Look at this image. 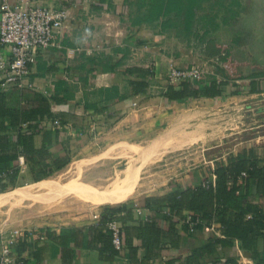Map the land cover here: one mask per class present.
<instances>
[{
    "label": "crops",
    "instance_id": "crops-1",
    "mask_svg": "<svg viewBox=\"0 0 264 264\" xmlns=\"http://www.w3.org/2000/svg\"><path fill=\"white\" fill-rule=\"evenodd\" d=\"M28 1L54 8H68L70 17L56 32L55 45L39 51L31 63L27 79L30 87L11 85L4 88L6 100L10 106L17 107L30 103L35 94L49 99L54 116L57 115L56 118L64 123L61 127H56L53 118L42 120L36 143L40 145L45 131H49L47 143L50 149L60 152L59 154L67 152L71 160L76 157L83 179L74 178V184L80 188L76 193H56L61 197L63 195L64 200L52 210L56 215L49 222L27 227L24 235L18 236L12 246L15 264H224V260L230 256H236L238 264H264V240L260 236L257 239L259 246L254 250V260L235 239L231 246L217 245L213 253H206L192 261L194 249L204 245L212 236H223L220 224L216 223L220 233L205 229L189 233L180 218L173 217L171 222L164 218L162 212L143 205L144 198L167 194L174 184L193 186L207 173L203 162L198 164L201 165L199 167H187L179 176L174 174V181L167 178L165 185L151 193L139 190L140 165L130 162L121 168L120 176H124L128 165L134 164L138 166V170L113 198L98 203L86 199L89 194L101 193L105 187L95 186L91 181L96 174L92 167L98 161L106 162L109 158L105 157H111L112 153H117L116 157H124L132 148L142 147L145 143H152L149 149L165 150L163 148H169V144H166L168 138L163 137L164 132L171 134L184 130L185 135L193 133L192 137L181 142L173 140L172 143L180 144L177 147L203 140L204 138L197 136L201 135L200 132H190L187 128L200 120H209L206 119L207 114L221 115L226 107L233 108L226 103L236 101L238 94L217 98L198 97L186 104L178 101L167 103L160 93L153 94L152 88L160 84L166 65L174 63L182 66L187 63L184 61L187 51L182 45L189 44L185 39L174 35L175 29H163L160 21L147 22L142 19L140 23L132 24L130 16L137 14L140 18L146 11L136 12L135 4L128 5L127 0ZM243 1L203 0L201 8L196 10L194 25L204 18L208 24L203 25L204 32H212L209 38L219 45L228 46L216 38V30H227L220 21L233 14H240L238 9ZM86 27L92 30V36L84 43H75L76 37ZM170 39L176 43L175 47L178 46L172 52L162 46L165 40ZM228 48L231 55H234L231 44ZM0 57L9 58L7 46L1 43ZM148 62L152 64L156 83L151 84L146 92L134 94L129 84L130 75L125 73V68L129 64ZM116 63H119L118 67ZM113 67L116 68L112 69ZM60 80L66 81L65 89L72 95L67 100L56 103L51 101V96L58 91L56 85ZM237 82L239 83V79ZM112 86L117 87L118 94L124 97L118 100L105 99L102 90ZM245 87L247 86L243 88ZM260 88L262 90L264 86L261 85ZM58 93L62 97L66 92L60 89ZM84 103L94 106L85 108ZM221 130L222 132L216 133H219V139L238 132L236 128L228 129L226 126ZM8 134L11 141L16 139L15 130ZM207 134L204 132L202 136ZM249 147L260 157L264 153V148L258 154L253 146L235 143L234 151L228 149V152L212 159H225L226 153L233 151L236 154ZM121 150L126 153H119ZM12 161L13 159L11 164ZM17 161L18 182L36 184L49 179L55 183L54 186H62L72 180L52 179L55 173L64 170L69 163L48 177L34 180L24 157L18 155ZM0 165H3L1 160ZM113 178H117V175ZM254 202H257V197H254ZM93 204L105 206L94 208ZM107 205L115 206V210L109 212ZM94 213H98L99 218L95 219ZM104 213L116 218L122 225L125 245L120 251L112 246L109 232L103 221L101 222L100 218ZM185 213L184 210L183 214Z\"/></svg>",
    "mask_w": 264,
    "mask_h": 264
},
{
    "label": "trees",
    "instance_id": "trees-1",
    "mask_svg": "<svg viewBox=\"0 0 264 264\" xmlns=\"http://www.w3.org/2000/svg\"><path fill=\"white\" fill-rule=\"evenodd\" d=\"M202 1L127 0L128 5L135 4L136 12L146 11L144 16H140V18L137 14L134 17L130 16L132 24L140 23L142 19L147 22L160 21L163 29H175L174 35L185 39L187 43L198 34L197 26L194 25V18L196 10L202 6ZM206 33L208 32H204V34ZM197 38L203 42L206 53L223 61V63L225 62L226 68L218 67V73L225 79L208 76V81L204 79L182 80L177 85L167 81L164 87L160 85L163 88L159 92L166 98L167 103L178 101L186 104L198 97L217 98L238 94L244 91V86L248 87L249 92H261L259 80H253L252 77H261L264 75L263 72L247 77L242 75L237 79L229 77L225 70L232 72L235 61L231 60L228 46L219 45L203 34ZM116 64L118 67L119 63ZM125 73L130 75L129 84L131 92L134 94L144 93L151 84L156 83L154 72L148 63L129 64L125 68ZM238 79L246 81L239 84ZM56 86H58V91L51 96V101L59 103L72 95L68 94L65 89V80H60ZM60 89L66 92L62 97H59ZM4 90L0 87V160L3 164L0 165V193L18 185V155L24 157L34 180H40L54 174L71 161L67 152L59 154L60 152H53L50 149L47 143L49 131H45L40 145L36 143V136L40 131L42 120L53 118L54 122L57 117L51 110L49 99L35 94L28 103L29 105L25 103L15 107L8 104ZM102 92L105 99L118 100L124 97V95L118 94V89L115 86L105 88ZM88 106L94 105L84 103L85 108ZM58 120L55 126L61 127L64 121L60 118ZM12 130L16 131L14 141H11L10 134H8ZM10 158L13 159L12 164ZM242 172H245V175H241ZM214 173L216 175L214 185L208 177L201 178L193 186L174 184L172 190L167 194L144 198L143 205L157 212H162L164 218L171 222L173 217L180 218L189 233L203 229V224L197 223L191 228L184 221V210L188 211L193 219L199 217L206 224L212 222L220 224L223 236H212L204 245L194 249L191 256L192 261H196L199 256L206 253H213L217 245L231 246L235 239L254 260V250L259 246L257 239L260 236L264 240V153L260 157L250 147L243 148L236 154L230 153L226 160L216 161ZM254 197H257V202H254ZM106 208L109 212L115 210L113 205H107ZM165 209L169 213L164 212ZM111 218L113 217L104 213L100 219L106 225ZM109 237L111 240L110 234ZM223 263L238 264L237 257H227Z\"/></svg>",
    "mask_w": 264,
    "mask_h": 264
},
{
    "label": "rangeland",
    "instance_id": "rangeland-1",
    "mask_svg": "<svg viewBox=\"0 0 264 264\" xmlns=\"http://www.w3.org/2000/svg\"><path fill=\"white\" fill-rule=\"evenodd\" d=\"M220 22L222 25L226 24L224 19ZM203 25L208 26V24L205 23L204 18H202V21L196 25L198 32L197 36L190 40L188 46L181 44L184 46V50L187 51V55L184 57V61L187 63L182 66H179L181 64L167 63L169 65H166V70H164L159 85L164 87V85L167 84V74L170 66L174 65L177 67H183L192 63L205 65L209 68V72L205 78H203L206 81H208V76H216L218 79H225V77L218 73V67L226 68V65L224 64L225 62L223 63V61L217 58H210L209 54L205 51L203 42L197 38L202 34L205 35L206 38H209L212 34L211 30H209V33L204 34ZM235 32L236 30H234L232 26L226 31H221L220 29L216 30V38L228 46L231 44L233 47L234 55H230V57L232 61H235V66L232 71L233 73L225 70L228 76L236 79L246 73L250 74L247 76H252L253 74H256L253 72V68H257V71L264 73L263 66L254 62L255 56L252 52L253 50L250 51V49H248L251 46L245 45V42H243V34L239 33L240 35H238V33ZM172 41L173 40L171 39L168 41L165 40L162 44L163 48L171 52L176 50L174 48H177L178 46L175 47L176 43ZM148 64L152 67L151 63L148 62ZM254 78H259L260 86H264V75L261 77L254 76ZM245 81L246 80L244 79H239V84H243ZM159 85L152 88V92H154L153 94L157 95L163 88ZM226 105L228 107L232 106L233 108L226 107V110L222 111L221 115H219V113L207 114L206 119L209 120H200L196 122L194 126L187 128L190 132H200L201 135L197 136L199 138H204L203 140L194 141L183 147H177L180 144L176 145V143H172L173 140L181 142L184 139L192 137L193 133L191 135L190 133L185 135L183 133L184 130H178L176 133L171 134L164 132L165 135H163V137L168 138L166 144H169V146H166L169 148L164 147L163 149L165 150L149 149L152 143L149 145L145 143L142 147L132 148L129 154H124V157H116L117 153H112L111 157H105L109 158L106 162H101V160L98 161L97 165H93V172L96 174L93 178L94 180L91 178L92 184L98 187L107 185L115 175L120 173L121 168L125 167L128 163L133 162L140 165L139 174L141 176V183L139 190L143 193H151L160 186L165 185L167 178H171L169 181H174L176 178L174 177V174L179 176L182 170H185L187 167L197 166L200 162H203V164L205 163V169L208 173L211 168L215 166L217 160L223 159L222 157L212 158L217 157L226 151L228 152V149L233 150L235 143H238L239 145L247 144L253 146L257 149L258 154L263 152L264 89H262L260 93H251L248 91V88L245 87L244 91L238 93L236 101H233L232 103L227 102ZM224 108L222 110H224ZM225 126L228 129L236 128L238 132L232 135H226V137L219 139L217 137L219 133L217 135L216 133L222 132L221 129ZM204 132H207L208 134L202 136ZM233 151H230L228 154L234 153ZM119 153H126V151L121 150ZM228 154L226 153V157ZM106 155L107 154H104V156ZM223 160H226V158ZM78 164H80L79 161L74 157L64 170H61L52 176V179L57 181H67L72 179L65 185L54 186L55 183L49 179H45L44 182L46 185L44 187H39L37 183L28 184L27 182L21 181L18 182L16 187L7 190L10 191L15 189L9 192L10 194L7 199L0 200V241L2 242L14 229L24 230L27 227L49 222L50 218L56 215L52 210L56 206H60V203L64 200L62 199L63 195L61 197L57 194L70 192L76 193L77 189L80 190V188H77L74 184V178L78 177V179H83L82 173L80 174L79 172L81 167ZM199 166L201 165H198V167ZM88 167L90 168V166ZM86 176L85 173V178H87ZM99 206L101 207L105 205L93 204L94 208ZM1 234L3 237H1Z\"/></svg>",
    "mask_w": 264,
    "mask_h": 264
},
{
    "label": "built area",
    "instance_id": "built-area-1",
    "mask_svg": "<svg viewBox=\"0 0 264 264\" xmlns=\"http://www.w3.org/2000/svg\"><path fill=\"white\" fill-rule=\"evenodd\" d=\"M69 17L68 8H54L28 0L16 2L0 0V43L7 46L9 51L8 59L0 57V87L7 88L11 85L30 87L31 84L27 79L31 63L39 51L55 45V34ZM208 72L207 66L196 63L183 67L172 65L169 68L167 80L177 85L182 80L203 79ZM58 121L57 118L54 119V123ZM241 175H245V172ZM204 177H208L214 185L216 178L214 166ZM164 212L169 213L167 209ZM93 217L97 219L99 214L94 213ZM184 218L191 228L201 223L203 229L220 233L215 222L206 224L199 217L193 219L189 212ZM105 226L114 248L118 251L122 250L125 243L120 221L113 217L107 221ZM23 235V229H14L1 242L0 264H15L12 246L18 236Z\"/></svg>",
    "mask_w": 264,
    "mask_h": 264
},
{
    "label": "water",
    "instance_id": "water-1",
    "mask_svg": "<svg viewBox=\"0 0 264 264\" xmlns=\"http://www.w3.org/2000/svg\"><path fill=\"white\" fill-rule=\"evenodd\" d=\"M241 15L240 17L245 19L242 26L253 34L254 42L248 49L253 50L254 62L264 68V0H255L254 4L248 5L246 11ZM253 70V72L259 73L257 68H253ZM247 75L249 74H244V76Z\"/></svg>",
    "mask_w": 264,
    "mask_h": 264
},
{
    "label": "bare ground",
    "instance_id": "bare-ground-1",
    "mask_svg": "<svg viewBox=\"0 0 264 264\" xmlns=\"http://www.w3.org/2000/svg\"><path fill=\"white\" fill-rule=\"evenodd\" d=\"M138 170V166H135L134 164L128 165V167L125 168L124 176L121 177V173L117 174V178H113V181H111L109 184L105 185L103 190H101V193L99 194H89L86 199L93 202L98 203L104 200H110L113 198L116 194V192L125 184H127L135 175V172ZM45 180H41L37 182L39 187H44L46 183ZM46 188V187H45ZM15 189H12L10 191H13ZM5 191L0 193V200L7 199L9 197V192Z\"/></svg>",
    "mask_w": 264,
    "mask_h": 264
},
{
    "label": "flooded vegetation",
    "instance_id": "flooded-vegetation-1",
    "mask_svg": "<svg viewBox=\"0 0 264 264\" xmlns=\"http://www.w3.org/2000/svg\"><path fill=\"white\" fill-rule=\"evenodd\" d=\"M255 0H244L243 4H241V6L238 9V13L240 14H233L231 15V17H228L225 19V26L228 29L231 28V26L233 27L234 30H236L235 33H238V35H240L241 33L243 34V42H245V45H253L254 39H253V34L250 30H245V28L242 26V22L245 20L243 18H241L240 16L242 12H245L248 5L251 6L252 4H254ZM241 24V25H240ZM240 33V34H239Z\"/></svg>",
    "mask_w": 264,
    "mask_h": 264
},
{
    "label": "clouds",
    "instance_id": "clouds-1",
    "mask_svg": "<svg viewBox=\"0 0 264 264\" xmlns=\"http://www.w3.org/2000/svg\"><path fill=\"white\" fill-rule=\"evenodd\" d=\"M91 36H92V30L90 28L86 27L84 29L83 33L80 36L76 37L74 42L77 43V44L84 43Z\"/></svg>",
    "mask_w": 264,
    "mask_h": 264
}]
</instances>
